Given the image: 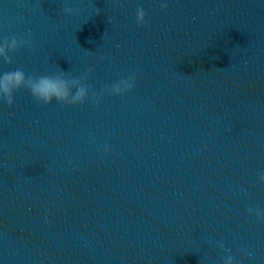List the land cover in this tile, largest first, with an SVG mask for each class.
Masks as SVG:
<instances>
[{
  "label": "water",
  "instance_id": "95a60500",
  "mask_svg": "<svg viewBox=\"0 0 264 264\" xmlns=\"http://www.w3.org/2000/svg\"><path fill=\"white\" fill-rule=\"evenodd\" d=\"M160 2L0 0V74L99 97L0 102V264H264V0Z\"/></svg>",
  "mask_w": 264,
  "mask_h": 264
},
{
  "label": "clouds",
  "instance_id": "9594fccd",
  "mask_svg": "<svg viewBox=\"0 0 264 264\" xmlns=\"http://www.w3.org/2000/svg\"><path fill=\"white\" fill-rule=\"evenodd\" d=\"M160 8L163 11L168 9L167 0H161ZM63 11L67 15L73 13V9L70 7H65ZM146 16L147 13L142 7L136 10V20L139 26L146 23ZM26 43L28 42L19 40L15 36L5 39L0 43V58L11 65L13 61L9 52L19 51ZM66 74L60 71L56 75H27L21 69L3 72L0 74V102L6 103L9 107L14 106L16 93L21 90H27L37 101L49 105L53 102L67 106L82 105L89 99L90 93L93 102H99V97L95 91L85 82L87 76L68 79ZM134 87L135 75H130L118 83L108 86L105 92L109 95L123 96L131 92ZM105 150L108 151L107 148ZM260 179L264 182V176H261ZM246 211L249 215L264 218V210L258 207L255 209L248 208ZM221 248L223 249L224 245H221ZM223 264H235L234 257L227 255Z\"/></svg>",
  "mask_w": 264,
  "mask_h": 264
}]
</instances>
